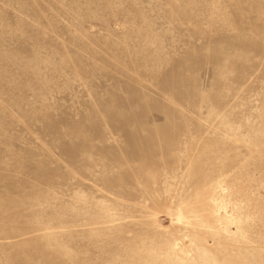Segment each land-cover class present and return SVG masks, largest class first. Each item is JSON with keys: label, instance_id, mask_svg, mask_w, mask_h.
Instances as JSON below:
<instances>
[{"label": "rangeland", "instance_id": "rangeland-1", "mask_svg": "<svg viewBox=\"0 0 264 264\" xmlns=\"http://www.w3.org/2000/svg\"><path fill=\"white\" fill-rule=\"evenodd\" d=\"M0 264H264V0H0Z\"/></svg>", "mask_w": 264, "mask_h": 264}, {"label": "bare ground", "instance_id": "bare-ground-1", "mask_svg": "<svg viewBox=\"0 0 264 264\" xmlns=\"http://www.w3.org/2000/svg\"><path fill=\"white\" fill-rule=\"evenodd\" d=\"M178 246H180V247H182V248H184L185 247V243H181V244H179Z\"/></svg>", "mask_w": 264, "mask_h": 264}]
</instances>
